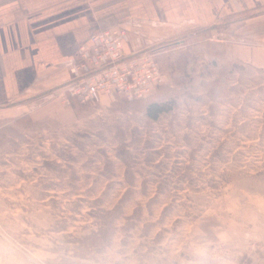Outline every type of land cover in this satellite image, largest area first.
Instances as JSON below:
<instances>
[{"label":"rangeland","instance_id":"1","mask_svg":"<svg viewBox=\"0 0 264 264\" xmlns=\"http://www.w3.org/2000/svg\"><path fill=\"white\" fill-rule=\"evenodd\" d=\"M182 38L158 56L167 79L146 100L82 105L63 88L56 118L0 119V227L69 259L117 238L163 255L195 232L229 264H264V66ZM169 97L173 109L145 114Z\"/></svg>","mask_w":264,"mask_h":264},{"label":"crops","instance_id":"2","mask_svg":"<svg viewBox=\"0 0 264 264\" xmlns=\"http://www.w3.org/2000/svg\"><path fill=\"white\" fill-rule=\"evenodd\" d=\"M118 27L127 52L152 48L159 61L170 41L185 36L178 42L187 47L205 35L232 63L264 66V0H0V119L24 109L32 119L58 117L56 95L79 45ZM213 33L220 39L207 38Z\"/></svg>","mask_w":264,"mask_h":264},{"label":"built area","instance_id":"3","mask_svg":"<svg viewBox=\"0 0 264 264\" xmlns=\"http://www.w3.org/2000/svg\"><path fill=\"white\" fill-rule=\"evenodd\" d=\"M126 34L124 27L97 30L79 45L78 58L69 68L68 101L73 97L82 105L96 104L104 96L146 100L165 83L167 73L156 50L127 52Z\"/></svg>","mask_w":264,"mask_h":264},{"label":"clouds","instance_id":"4","mask_svg":"<svg viewBox=\"0 0 264 264\" xmlns=\"http://www.w3.org/2000/svg\"><path fill=\"white\" fill-rule=\"evenodd\" d=\"M0 264H229L207 234L187 235L167 253L156 255L132 238H117L87 254H73L60 243H34L17 231L0 227Z\"/></svg>","mask_w":264,"mask_h":264},{"label":"trees","instance_id":"5","mask_svg":"<svg viewBox=\"0 0 264 264\" xmlns=\"http://www.w3.org/2000/svg\"><path fill=\"white\" fill-rule=\"evenodd\" d=\"M126 101L131 103V102H135L138 100H127L126 99ZM175 103H176L175 97H169L167 99L162 98L161 100H151L145 105V114L149 118L157 120L162 113L173 109Z\"/></svg>","mask_w":264,"mask_h":264}]
</instances>
